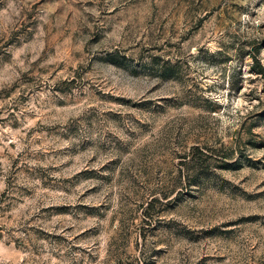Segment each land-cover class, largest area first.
Segmentation results:
<instances>
[{"label":"rangeland","instance_id":"374dc122","mask_svg":"<svg viewBox=\"0 0 264 264\" xmlns=\"http://www.w3.org/2000/svg\"><path fill=\"white\" fill-rule=\"evenodd\" d=\"M0 264H264V0H0Z\"/></svg>","mask_w":264,"mask_h":264}]
</instances>
